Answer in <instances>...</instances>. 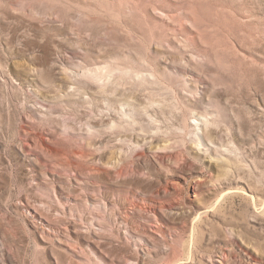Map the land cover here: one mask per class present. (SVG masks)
I'll return each mask as SVG.
<instances>
[{"label": "rangeland", "instance_id": "obj_1", "mask_svg": "<svg viewBox=\"0 0 264 264\" xmlns=\"http://www.w3.org/2000/svg\"><path fill=\"white\" fill-rule=\"evenodd\" d=\"M263 204L264 0H0V264H264Z\"/></svg>", "mask_w": 264, "mask_h": 264}, {"label": "bare ground", "instance_id": "obj_2", "mask_svg": "<svg viewBox=\"0 0 264 264\" xmlns=\"http://www.w3.org/2000/svg\"><path fill=\"white\" fill-rule=\"evenodd\" d=\"M253 199V198H252ZM264 205V204H263Z\"/></svg>", "mask_w": 264, "mask_h": 264}]
</instances>
